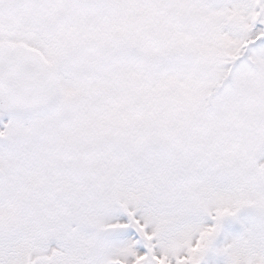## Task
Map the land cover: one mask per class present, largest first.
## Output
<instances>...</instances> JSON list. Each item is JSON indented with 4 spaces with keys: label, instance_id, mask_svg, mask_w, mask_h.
<instances>
[{
    "label": "snow or ice",
    "instance_id": "snow-or-ice-1",
    "mask_svg": "<svg viewBox=\"0 0 264 264\" xmlns=\"http://www.w3.org/2000/svg\"><path fill=\"white\" fill-rule=\"evenodd\" d=\"M0 264H264V0H0Z\"/></svg>",
    "mask_w": 264,
    "mask_h": 264
}]
</instances>
